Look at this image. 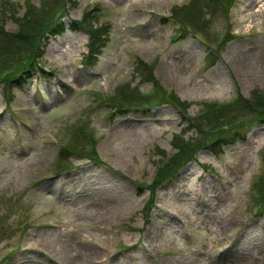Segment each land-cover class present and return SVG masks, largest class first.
Segmentation results:
<instances>
[{"label": "rangeland", "instance_id": "rangeland-1", "mask_svg": "<svg viewBox=\"0 0 264 264\" xmlns=\"http://www.w3.org/2000/svg\"><path fill=\"white\" fill-rule=\"evenodd\" d=\"M255 1L30 0L64 31L39 39L23 85L0 79V264H264V119L245 108L264 94ZM23 14L0 0L4 32ZM81 18L102 27L91 62ZM15 42L0 41V78L22 66ZM232 122L215 134L242 139L162 167L175 138L205 145Z\"/></svg>", "mask_w": 264, "mask_h": 264}, {"label": "trees", "instance_id": "trees-1", "mask_svg": "<svg viewBox=\"0 0 264 264\" xmlns=\"http://www.w3.org/2000/svg\"><path fill=\"white\" fill-rule=\"evenodd\" d=\"M24 3V14L21 16V18L19 20H17L18 22V30L15 33H7L4 32L3 29H1L0 27V41H3L4 38H9V39H13L14 41H16L15 43L16 46V52L20 53L21 55H23L21 52L24 51V55H23V59H22V66H20V70L15 73V74H10L7 77L4 78H0L1 80H3L6 84L7 81L9 83H19L21 85H23L27 79H30L31 76L35 73V64H36V60L40 57V38H43V34H49V35H53V34H61L63 33L64 29H63V24L60 23L59 21H57L59 18H57L56 20L53 19L54 21H48L45 22L44 20L42 21V23L40 22V20L37 18L36 15V11L38 9L33 8V6H31L30 4V0H22ZM59 1V0H58ZM58 3V2H57ZM40 9V8H39ZM51 7L48 6V10L50 11ZM185 14H187V12H185ZM189 16V15H188ZM188 16H184L185 18H189ZM57 21V22H56ZM84 21L85 18H81L79 21H74L72 22V28L73 30L75 29H83L86 33H87V39H88V43L86 46V56L84 57L85 60L87 62H91L94 57L96 56V52L98 51L100 44H99V31L102 29L101 26L95 28V27H91V26H84ZM27 27H31L32 31L34 33H30L27 34L30 30ZM37 32H39V34H37ZM35 34V36H34ZM12 46V45H10ZM9 46V47H10ZM8 47V49H9ZM7 49V50H8ZM9 53H11V49L8 50ZM140 66L139 68H137V72H139V70L144 69L145 64L139 62ZM140 75H142L140 73ZM139 77V75H138ZM144 77V75H143ZM140 78V77H139ZM145 79H142V82H149L152 81V76L150 73L146 74V76L144 77ZM141 80V78H140ZM7 87V85H6ZM180 106L183 105L182 103H178ZM230 106H223V107H218L215 108L214 110H208L206 111V114L201 118V120H203L205 123H207V121L210 120V116L220 112L223 108H227ZM245 108L250 111V117L252 118H256V119H264V94L254 97L249 104L245 105ZM182 110V109H181ZM184 110V108H183ZM199 120V121H201ZM198 121V122H199ZM209 123V122H208ZM200 124V123H199ZM230 124V123H228ZM221 125L220 128L219 127H213L216 130H212L211 133L209 134H214V137L212 140H210L209 142H207L205 145H199V142H191V144L187 143L186 141L184 142H177V138L174 139V144H173V148L175 151V153L173 154V156H171L169 159L166 160V162L162 165V167H167V169L169 170L171 167H177L179 169V167H181L182 165L184 166L185 164H187L189 161H192L191 156L194 155L195 151L198 149V151H201L203 149H208V150H218L221 147H224L226 145H228L229 143H231V141L233 140L236 141V137H239L240 139H242L243 135L242 133L239 134V131H234L231 134H227L224 133L222 134V136H219L217 134H215L217 131H225L227 128H231L234 125H237L236 123L230 124V125ZM189 127V128H188ZM197 127V126H196ZM193 128V124L192 122H187L186 125V129L184 131H180L182 135L185 134V132L190 129ZM219 128V129H218ZM195 129V127H194ZM197 135L198 134V130H196ZM227 134V135H226ZM197 141V140H196ZM199 141V140H198ZM161 167V168H162ZM167 169H165L164 173L161 174L160 169L158 172L155 173L153 182L156 183L157 185L162 184L164 181L167 180V176H169V172ZM152 190H150L149 192V201L148 203L151 204L154 200V195H153V190L155 188V186L152 183ZM259 189H264V184L261 183ZM259 193H261V190L259 191ZM147 207V206H146ZM258 212H264V195L263 198L261 200V206L257 209Z\"/></svg>", "mask_w": 264, "mask_h": 264}, {"label": "bare ground", "instance_id": "bare-ground-1", "mask_svg": "<svg viewBox=\"0 0 264 264\" xmlns=\"http://www.w3.org/2000/svg\"><path fill=\"white\" fill-rule=\"evenodd\" d=\"M133 1H135L134 4L137 5V4L139 3L140 0H133ZM259 2H260V1L257 0V1H255V4H257V3H259ZM243 12H244V10H243ZM241 19H245V15L243 16V13H242Z\"/></svg>", "mask_w": 264, "mask_h": 264}]
</instances>
